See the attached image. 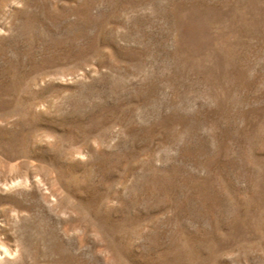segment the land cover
Instances as JSON below:
<instances>
[{
  "label": "rangeland",
  "instance_id": "rangeland-1",
  "mask_svg": "<svg viewBox=\"0 0 264 264\" xmlns=\"http://www.w3.org/2000/svg\"><path fill=\"white\" fill-rule=\"evenodd\" d=\"M0 264H264V0H0Z\"/></svg>",
  "mask_w": 264,
  "mask_h": 264
}]
</instances>
